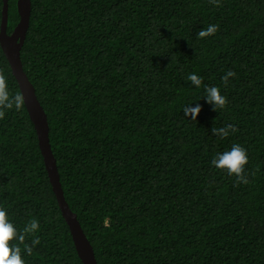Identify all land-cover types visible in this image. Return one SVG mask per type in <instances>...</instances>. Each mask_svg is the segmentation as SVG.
<instances>
[{
  "label": "trees",
  "instance_id": "1",
  "mask_svg": "<svg viewBox=\"0 0 264 264\" xmlns=\"http://www.w3.org/2000/svg\"><path fill=\"white\" fill-rule=\"evenodd\" d=\"M219 3L31 0L23 69L98 264H264V0ZM2 11L0 0V26ZM209 25L219 31L200 39ZM0 71L9 93L21 92L1 45ZM205 86L220 89L226 108L213 110ZM196 103L192 120L183 108ZM4 111L0 207L19 232L33 218L40 226L25 239L40 240L31 255L19 245L25 264H83L26 106ZM229 124L228 137L212 133ZM233 144L248 153V184L211 163Z\"/></svg>",
  "mask_w": 264,
  "mask_h": 264
},
{
  "label": "clouds",
  "instance_id": "2",
  "mask_svg": "<svg viewBox=\"0 0 264 264\" xmlns=\"http://www.w3.org/2000/svg\"><path fill=\"white\" fill-rule=\"evenodd\" d=\"M210 3L217 7L221 6L219 0H210ZM218 31V25H209L206 29L203 28L198 32V37L200 39H206L215 35ZM234 76V72L228 71L222 77L225 87H227L229 78ZM187 79L196 88H200L203 84V78L195 73L189 74ZM205 92L206 101L213 105V110L226 108L227 97L221 94L218 87L205 86ZM24 105L25 98L23 93L17 92L15 95H11L8 91L7 79L3 71H0V119L5 117L4 109L10 110L15 108L16 110H20ZM191 105L184 106L183 112L186 117L196 120L201 112V105L199 103H196L195 107ZM236 131L237 129L231 124L226 127L212 128V133L220 138H226L230 133ZM248 162V153L239 144H233L230 150L218 153L211 161L215 168L225 171L229 176L236 177L238 184L249 183L247 175L245 174V167ZM39 227L38 220L33 218L24 227L23 232H19L15 225L10 222L7 211L3 207H0V264H25L19 245L24 244V251L31 255L33 246L40 244V240L39 238H35L31 244H26L25 239L28 234H35L39 230ZM13 241H17V243L13 244Z\"/></svg>",
  "mask_w": 264,
  "mask_h": 264
},
{
  "label": "water",
  "instance_id": "3",
  "mask_svg": "<svg viewBox=\"0 0 264 264\" xmlns=\"http://www.w3.org/2000/svg\"><path fill=\"white\" fill-rule=\"evenodd\" d=\"M8 9L9 0H3L0 45L9 62L12 73L18 81L20 91L24 95L25 106L37 132L39 148L44 159L53 192L62 215L69 226L78 256L83 264H98L91 242L84 233L76 214L72 212L65 199L56 159L50 144L47 115L37 98L34 86L23 69L21 50L30 25L31 0L17 1V10L20 20L11 34L7 33Z\"/></svg>",
  "mask_w": 264,
  "mask_h": 264
}]
</instances>
